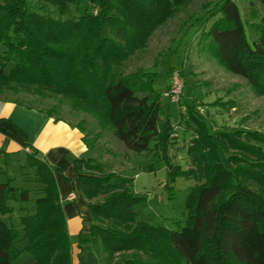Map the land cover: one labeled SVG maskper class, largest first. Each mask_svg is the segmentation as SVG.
Here are the masks:
<instances>
[{"label":"trees","instance_id":"1","mask_svg":"<svg viewBox=\"0 0 264 264\" xmlns=\"http://www.w3.org/2000/svg\"><path fill=\"white\" fill-rule=\"evenodd\" d=\"M36 1L51 4L59 15L70 4L76 8L84 4L83 12L62 20L31 10L28 0H0V84L36 85L66 93L102 117L133 152L148 151L152 142L164 145L173 127L152 85L156 73H127V61L165 16L164 5L183 0ZM148 4L153 11H147ZM217 11L219 17L201 31L203 50L264 95V18L258 24V38L249 42L234 0H219ZM183 102L186 113L195 118L196 104ZM212 104L223 105L221 100ZM234 135L198 133L192 150L205 181L189 193L178 229L142 224L124 232L95 224L96 217L119 221L132 217L131 206L138 198L120 190L100 204L89 205L91 241L99 234L105 248L139 249L151 255L150 260L127 264H264V195L247 184L249 178L264 181V172L258 169L264 164L222 153L224 138L236 147L253 149L254 144L264 145V134L247 131L244 140ZM95 139L82 137L88 149L94 148ZM25 158L45 188L35 198L34 213L20 219L23 249L33 254V264H71V242L52 169L35 152H26ZM87 161L74 160L80 190L91 178L80 172ZM13 190L8 182L0 183V264H9L21 251L15 246L19 232L6 220V213L12 211L6 199ZM19 195L26 200L25 190Z\"/></svg>","mask_w":264,"mask_h":264},{"label":"rangeland","instance_id":"2","mask_svg":"<svg viewBox=\"0 0 264 264\" xmlns=\"http://www.w3.org/2000/svg\"><path fill=\"white\" fill-rule=\"evenodd\" d=\"M234 1L244 22L248 40L252 42L260 33L258 24L264 18V4L261 0ZM218 2L183 0L178 4H165V16L129 56L127 73H156L152 85L160 93L173 127L164 145H154L152 142L146 152L128 150L102 117L66 93L36 85L0 84L1 99L38 108L54 119L76 127L83 135L96 138L94 148L89 149L90 156L84 157L89 161L80 171L91 176L87 177L80 190L89 205L100 204L112 192L120 190L138 198L131 206L133 215L130 219L119 221L106 217L93 218L98 226L124 232L142 224L168 230L178 229L187 211L186 199L189 193L205 181L202 166L198 164L192 150L198 133L202 130L211 133L227 132L241 140H244L243 133L247 131L264 134V95L257 94L246 79L232 73L219 59L202 48L201 31L207 30L219 17ZM28 3L31 10L62 20L82 14L84 6L76 8L70 4L65 14L59 15L51 4L36 0H28ZM153 10L154 7L148 4L147 11ZM175 75L180 82V90L173 97L174 93L170 90L174 88ZM166 92L170 94L166 96ZM183 100L196 104V119L186 113ZM216 100H221L223 105L212 104ZM223 142L224 157L236 155L246 162L264 164L263 144H254L255 147L250 149L236 147L225 138ZM258 169L264 172V168ZM6 172L15 190V194L8 195L6 199V204L12 208L11 213H6V220L19 232L15 246L21 249L9 264H33V254L23 249L26 241L22 237L23 225L20 219L34 213L35 198L44 194L45 185L39 181L35 168L28 164L25 156L14 160ZM247 184L255 192L264 195V181L249 178ZM23 190V197L26 198L24 201L19 195ZM92 243L100 264H127L128 260L146 261L151 257L139 249L105 248L99 234H94Z\"/></svg>","mask_w":264,"mask_h":264},{"label":"crops","instance_id":"3","mask_svg":"<svg viewBox=\"0 0 264 264\" xmlns=\"http://www.w3.org/2000/svg\"><path fill=\"white\" fill-rule=\"evenodd\" d=\"M82 135L76 127L38 108L0 98V183L11 185L6 171L26 152H35L45 160L52 169L63 209L71 264H100L90 239L89 203L80 191V173L74 166L76 158L90 156ZM71 192L76 198H68Z\"/></svg>","mask_w":264,"mask_h":264},{"label":"built area","instance_id":"4","mask_svg":"<svg viewBox=\"0 0 264 264\" xmlns=\"http://www.w3.org/2000/svg\"><path fill=\"white\" fill-rule=\"evenodd\" d=\"M174 79H175L174 82H173V84H174V88H172L170 91L174 93L172 96H173V97H174V96L176 97L175 93H178L179 90H180V82H178L176 75H175ZM169 94H170V92H166V96H168ZM76 196H77V195H76L75 192H71V193L69 194L68 198H69V199H74V198H76Z\"/></svg>","mask_w":264,"mask_h":264}]
</instances>
